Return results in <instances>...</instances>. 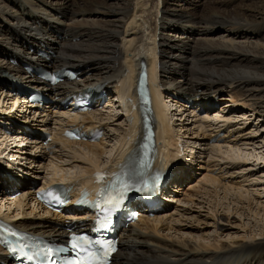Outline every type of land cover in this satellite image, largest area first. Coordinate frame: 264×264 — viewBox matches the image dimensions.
<instances>
[{
	"label": "bare ground",
	"instance_id": "1",
	"mask_svg": "<svg viewBox=\"0 0 264 264\" xmlns=\"http://www.w3.org/2000/svg\"><path fill=\"white\" fill-rule=\"evenodd\" d=\"M122 1L121 5L115 6L102 0H76L75 3L68 0H0V91L5 86L12 88V85H14L17 88L19 84H22L26 87L25 90L42 91L49 99L57 101L59 104L57 97L62 99L68 94H77L80 91L94 89L106 83L107 87L112 85L116 86V90L118 88L117 91L115 90L118 100L112 97L111 101L109 100L107 109L112 106L116 109L118 102L123 103L128 97L134 98L136 96L140 63L141 60L145 61V59L139 56V59L131 60L129 65H126V62L119 61V59H123L127 51L126 48L122 50L118 44V37L121 34L120 28L123 27L125 19L129 16L132 6L130 0ZM170 1L163 0V3L167 7ZM194 3L195 1L191 0L188 1L187 5L192 6ZM212 3L217 6H207L203 2L200 10L178 9V7L162 10L151 27L156 36L155 42H157L159 50L158 57L155 60L160 65L158 68L157 62L149 57L150 54L146 56L149 63L145 62L148 65V81L152 93L151 105L158 122L159 153L157 166L163 171L168 170L170 174L176 173L175 181L177 185H182L190 179L188 172L190 169H187V166L181 162L176 163V160L183 162V159L178 157L176 159L175 155L169 150L171 145L169 139H171L172 134L171 122H168L166 118L167 109L164 107L163 99H161V88L168 93H172L174 98L178 100L181 98L182 100L179 102L181 107H187V103L193 102L194 105L203 107V109L210 112L218 97L224 93L229 95L221 96L220 100H225L228 107L237 109L239 103L245 101L242 106L250 107L249 112L264 117V11L258 9H242L243 11L231 9V11H227L228 9L223 7L235 6V2L227 3L224 0H213ZM126 31H128V28ZM137 37H139L138 42L144 39L143 36ZM119 50L123 51L122 55ZM10 59L18 60L21 64L18 67H13L10 64ZM117 62H120L118 66ZM22 64H26L34 70L37 68L47 70L63 67L76 68L81 73V79L57 86H49L34 72L26 70ZM157 70L160 73V81L156 76ZM118 79H121V84ZM229 86L230 88L233 87V90L231 92L224 91L228 90ZM230 88L229 90H231ZM2 94L0 95V106H2L0 108V124L3 122L12 124V130L15 132V124L19 122L18 117L14 116L9 120L7 117L1 116L3 112L7 116V112L5 113L4 110H9V94L5 95L7 100L4 99ZM248 101L252 104H248ZM5 104H7V108L3 110ZM18 105L21 112L29 111V114L32 113L34 108L38 111L40 109L32 104H29V108L26 110L25 108L21 109V101L17 99L12 103L13 110ZM10 112L12 113V110ZM177 113L178 111H176ZM114 114L112 110H109L107 116L104 111H93L83 116L71 117L67 114L64 115L71 118L69 122L71 124H83L88 128L104 127L106 139L109 131L114 132V130H117V133H119L118 129L120 127L117 126L126 123L125 119L120 118L123 117V111L117 114L115 110ZM246 114L248 113L246 112ZM206 115L209 116L210 114ZM205 119V117H202L200 120L196 119V121L203 122ZM33 120H35V116L32 118V122H30L31 119L26 120L30 123L27 127L24 126L25 122L22 123L23 126L20 129L27 133L29 132L27 128L40 129V124H43L44 121L33 123ZM121 120L123 123H119ZM181 121L182 123L189 122V118L181 119ZM129 123L130 131L124 130V135L130 136L129 142L122 154L120 153L118 157L111 160L112 165L122 160V156L128 148H138V145L133 143L138 131L135 118L133 122L130 121ZM48 125L41 130H46ZM112 125H115L118 129L110 130ZM233 128L234 126H230L224 129L232 137V140H229L230 143L236 140L237 135L241 136V133L235 132ZM59 130H61L57 132V135L60 133L59 138L52 134V144L59 146L61 142L62 145H67V143L69 145H80V147L84 146L88 149L91 155L95 156V159H98L101 155L103 156L104 150L100 151L99 148L105 139L95 144L79 143L65 139L62 135L64 133L63 127ZM2 132L0 130V134ZM19 132L20 130L16 133ZM212 136L211 133L208 137L204 135L201 141L206 142L205 145H208ZM3 137H5L7 145L10 140L16 142V139L9 136L1 135V138ZM223 139L219 137L217 142L220 143ZM24 140H26V137L21 139V141ZM160 142L164 143L167 150L162 149L163 146H160ZM20 143L18 144L20 145ZM24 145H26L25 142L22 146ZM51 146L49 145V147ZM4 150L0 148L1 155L5 153ZM40 152H44L45 156L48 155L47 149L44 147H41ZM23 154L27 155L28 152ZM202 157L200 159H204ZM24 159L29 160L26 157ZM1 160L0 170L4 171L3 166L6 163ZM9 162L12 166L14 158L9 159ZM34 162L37 161L33 158L32 163ZM108 163L103 164V167L95 165L90 167L91 169H87L88 179L94 171L105 170ZM200 163L199 168H203L202 163L204 161L201 160ZM10 165L7 164V166ZM29 174L30 172L27 170L24 176ZM17 180V182L10 183L0 176V188L8 190L10 195L19 192L20 185L23 188H31L26 194L27 197L23 194L19 199L13 201L12 205L20 208L24 205L22 201L26 202L32 196L31 199L34 201V207H36V195L35 191L32 190L34 180H24L22 178H17ZM211 180L213 181L215 178H211ZM55 182L69 184L64 177H53L45 180L43 186L40 185L39 189L46 188V186L55 184ZM86 183L87 186L91 185V180L82 184ZM177 192L178 189L173 191L174 194H177ZM36 209H41L44 213L39 204H37ZM0 215H2L1 211ZM48 216L49 213L45 214L41 220H35L31 223L14 221L11 224L44 238L62 242L66 239L67 230L70 227L65 220L66 217L63 214L51 216V218ZM10 217L8 214L2 215V218L8 223ZM159 217L160 215L148 219L144 216L129 228L127 236L120 244V251L115 256V262L123 264H264V243L257 245L236 243L234 247L229 244H221L220 246L210 245L209 247L205 246L206 244H193V241L191 243L175 240L171 244L164 243L161 240L157 241L153 234L158 232V224L163 222V218ZM73 220H81L85 225L92 224V219L85 216L76 215L73 217L72 225H78ZM141 222L154 225L153 228L147 227L148 232L151 230L154 233L143 232L139 228ZM8 262L9 259L6 253L0 249V264Z\"/></svg>",
	"mask_w": 264,
	"mask_h": 264
},
{
	"label": "rangeland",
	"instance_id": "2",
	"mask_svg": "<svg viewBox=\"0 0 264 264\" xmlns=\"http://www.w3.org/2000/svg\"><path fill=\"white\" fill-rule=\"evenodd\" d=\"M68 1L76 2V0ZM102 1H106L107 4L115 6L123 3L122 0ZM130 1L132 2L131 12L127 19H125L123 27L120 28L121 34L118 37L119 47L122 50L127 49L126 55H124L122 60L119 59V61L126 62V65H129L131 60L139 59L141 56L148 62L146 56L149 54L152 60L157 59L158 48L157 42H155L156 36L151 27L156 22V18L161 14L162 10L175 7H178V9L200 10L203 2L207 6H217L215 3H212L213 0H193L195 3L192 6L187 5L188 1L190 2L191 0H171L167 7L163 3V0ZM224 1L227 3L235 2V6L223 7L228 9L227 11H231V9H237L238 11L258 9L259 11H264V0ZM127 28L128 31H126ZM137 36H143L144 39L138 42L139 37ZM119 51L122 55L123 51ZM156 62L158 64V61ZM119 63L117 62V66ZM156 76L158 78L160 77L158 70ZM118 82L122 83L121 79H118ZM229 88L230 86L228 90L224 91L231 92L233 90V87L230 88L231 90ZM112 89L114 91L112 94L113 99L118 100V95L115 92L116 86L112 87ZM10 95L9 97L12 100H9V109L14 108L12 107V103L16 99V96L11 93ZM226 95L229 94H221V96ZM221 96H219V100L217 99V107L211 112H202L197 106L192 108L185 107L187 111L186 113L183 112L185 114L181 118H189V122L182 123L179 119L171 123L172 134L171 139H169V144H171L169 150L175 155L176 159L179 157L191 165V178L194 177L180 185L170 209L164 213H160L159 218H163V222L158 224V232L154 233L151 230L148 232L147 227L153 228L154 225L152 224V226L145 222L139 224V228L143 232L154 233L153 237L157 241L161 240L167 244H171L175 240L180 242L189 241L191 243L193 241V244H206L205 246L209 247L210 245L220 246L221 244H229L234 247L236 243L249 245L264 243V117L249 112L251 110L250 107L246 108L242 106L245 104V101H241L237 109L228 107L225 100H220ZM7 104L4 105V109L7 108ZM248 104H252V102L248 101ZM50 106L52 105L49 104L48 107L39 109V111L33 112L32 114L24 113L25 111L21 112L19 119L21 123H26V120H29V118L32 120L35 116L37 121H44L43 124H40V129H43L49 124L51 133L59 138L60 133L57 135L59 126L66 125L71 121V118L64 115L67 114V111L63 112L59 108L54 107L49 108ZM24 108V105H22L21 109ZM109 110H112L113 114L115 113V108L112 106L108 109L106 116L109 114ZM39 114L41 115L39 116ZM206 114L210 115L208 116ZM202 117L206 118L203 122L196 121V119L200 120ZM120 118L124 119L122 117ZM119 123H123V121L121 120ZM126 125V123H123L122 126L124 128L117 126L120 129L115 125L111 126L110 130L118 129L119 133L122 134L117 133V130H114V132L109 131L108 136L99 148L100 151L104 150V154L103 156H99L98 159H95V156H92L84 146L69 145L68 143L67 145H62L60 142L59 146L55 148L52 146L53 150L47 156L43 152H40V146L27 147L28 154H23L22 156L27 159L36 156L40 158L39 163L27 164V166L25 164L24 166L20 165V170H23V173L27 170L31 173L36 170L33 176L27 175L25 177L29 180L30 178L34 179V177L40 176L37 180L41 185H43L45 180L53 177H64L66 181L72 182L77 187L88 180L87 169L95 165L103 167V164H107L109 161L111 162L120 153L122 154L130 138L129 135H124V130L130 131L131 129L129 125ZM230 126H234L233 129L235 132L241 133V136L237 135L235 137L236 140L231 143L229 140H232V137L224 130ZM209 133L213 134V136L210 138L208 145H205L206 142H202L201 139L204 135L208 137ZM216 134L217 136L221 134L219 136L220 139L224 138L222 142H217L218 139L213 141ZM16 136L15 133L11 138L17 140L25 139L22 136H18L17 138ZM3 140H5V137L1 138L0 136V143ZM13 141L10 140L8 145L6 140L0 144V148H3V150L6 149L3 155H1L0 151L1 161H7L4 159L5 157H9L10 159L11 157H15V153L17 152H13L11 156L8 153L13 143H15ZM24 142L25 140L22 141V143ZM162 143L160 142V146H163L162 149L167 150L164 143ZM176 151L179 153L181 151L184 152L176 156ZM7 153L8 155H6ZM201 156L204 159H200ZM24 160L25 163L26 159ZM201 160L204 161L202 163L203 168H199ZM29 161L32 162L30 159ZM35 164H37L35 170H32V168L28 169L30 166L34 167ZM208 178H215V180L210 181ZM29 190L28 187H24L19 194L12 196L7 194L5 196L6 191L0 189V211L2 215L8 214L11 216L10 222L21 221L31 223L35 220H41L45 216V213L41 209H36L37 204L34 207V201L31 199L32 196L26 202L22 201L24 203L22 205L23 207L16 208V206L12 205L13 201L19 199L23 194L26 195ZM48 217L51 218V216Z\"/></svg>",
	"mask_w": 264,
	"mask_h": 264
},
{
	"label": "snow or ice",
	"instance_id": "3",
	"mask_svg": "<svg viewBox=\"0 0 264 264\" xmlns=\"http://www.w3.org/2000/svg\"><path fill=\"white\" fill-rule=\"evenodd\" d=\"M99 179L103 180L104 179V176L103 174H100ZM127 187V185H126ZM102 227H107V222H103L102 223ZM86 240V238H77V237H73L72 238V247L73 248H77L79 247L82 251H87V248L80 243V240ZM97 243H101V242H97ZM115 249L112 247L111 243L109 242H104L101 244V251L103 252V255L105 257L108 256L109 253H111L112 251H114ZM49 252H51V250H49ZM68 264H94V261L89 259V260H75V261H71V262H68Z\"/></svg>",
	"mask_w": 264,
	"mask_h": 264
}]
</instances>
